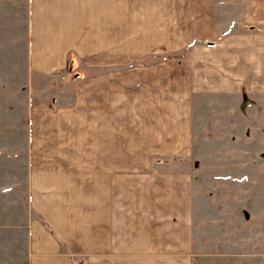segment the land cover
<instances>
[{"label": "crops", "instance_id": "obj_1", "mask_svg": "<svg viewBox=\"0 0 264 264\" xmlns=\"http://www.w3.org/2000/svg\"><path fill=\"white\" fill-rule=\"evenodd\" d=\"M148 3L159 2L0 0V13L27 21L32 74L55 87L54 107L31 103L24 127L29 212L40 217L28 222L27 264L195 260V131L209 102L264 73V38L235 35L187 67L151 59L163 31L130 21L179 15ZM200 77L219 82L215 93L196 91Z\"/></svg>", "mask_w": 264, "mask_h": 264}, {"label": "rangeland", "instance_id": "obj_2", "mask_svg": "<svg viewBox=\"0 0 264 264\" xmlns=\"http://www.w3.org/2000/svg\"><path fill=\"white\" fill-rule=\"evenodd\" d=\"M157 2L145 7L179 19L130 21L133 28L143 22L163 31L165 45L151 59L187 67L194 54L212 60L210 49L230 38H264V0ZM26 22L0 13V264H27L33 251L27 244L28 222L40 217L33 208L29 212L24 127L31 103L51 108L56 101L49 78L29 69ZM30 75L36 77L29 85ZM196 82V91L202 86L215 93L219 86L201 77ZM228 88L229 95L209 102L212 110L194 135L193 264H264V73Z\"/></svg>", "mask_w": 264, "mask_h": 264}]
</instances>
